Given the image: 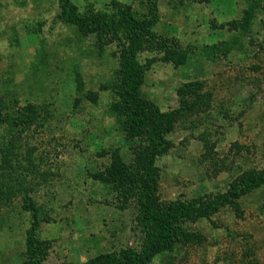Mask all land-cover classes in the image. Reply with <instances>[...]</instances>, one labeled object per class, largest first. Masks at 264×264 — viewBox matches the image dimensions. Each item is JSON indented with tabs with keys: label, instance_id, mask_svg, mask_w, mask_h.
<instances>
[{
	"label": "rangeland",
	"instance_id": "1",
	"mask_svg": "<svg viewBox=\"0 0 264 264\" xmlns=\"http://www.w3.org/2000/svg\"><path fill=\"white\" fill-rule=\"evenodd\" d=\"M71 1L79 11L118 1L145 12L139 0ZM246 1L156 0L153 31L190 57L174 66L158 51L139 53L141 63L153 59L143 98L164 111L177 106L175 89L184 82L200 81L210 93L208 106L176 119L167 136L172 147L155 161L160 200L224 192L241 171L264 168V0L241 31L234 24ZM58 11L57 0H0V106L40 107L24 128L0 126V183L10 185L0 196V264H21L29 225L22 187L37 207L39 238L51 243L45 264H84L141 245L133 198H116L91 176L113 149L125 155L137 143L117 133L108 114L115 47L98 49L93 35H79ZM220 41L228 44L224 54L202 55L203 46ZM237 203L239 213L225 205L189 223L194 238L152 264H264V185Z\"/></svg>",
	"mask_w": 264,
	"mask_h": 264
},
{
	"label": "trees",
	"instance_id": "2",
	"mask_svg": "<svg viewBox=\"0 0 264 264\" xmlns=\"http://www.w3.org/2000/svg\"><path fill=\"white\" fill-rule=\"evenodd\" d=\"M262 1L247 0L234 25L241 31L248 30ZM139 2L145 12H137L118 1H111L108 10L88 8L79 11L71 0H57V17L62 23L72 26L81 36L93 35L98 49L114 45L112 54L116 57L117 65L113 72L114 79L109 83L113 98L108 105V114L113 118L117 133L124 139L137 140L136 145L129 148L125 155L113 149L108 162L96 169L91 176L114 193L116 198H133L136 222L142 232L140 248L98 253L87 258L84 264H152L156 255L170 251L179 241L186 242L194 238L195 234L189 230V223L208 218L225 205L239 213L237 199L264 185V168L248 169L232 179L224 192L167 201L159 199V169L155 161L172 147L167 136L179 116L208 106L210 93L202 91L200 81L184 82L175 89L177 106L164 111L143 98L141 85L145 71L153 59L141 63L138 60L139 53L145 49L155 50L161 53L158 59L180 66L190 57V51L182 48L177 41L153 31L158 22L156 0ZM227 49V42L220 41L203 46L201 53L204 57L213 59L218 53L224 54ZM75 88L81 89L78 79ZM39 110L38 105L29 102L16 111L2 105L0 126L3 125L10 131L20 124L24 128L37 118ZM10 141L12 142L11 138ZM3 150L5 153L10 152L6 147ZM0 159L4 163V155ZM9 190L10 185L0 183V196H5ZM21 190L24 207L29 212V225L25 231L20 261L21 264H45L51 243L39 238L37 207L27 196L26 189L22 187ZM57 264L71 263L61 261Z\"/></svg>",
	"mask_w": 264,
	"mask_h": 264
}]
</instances>
